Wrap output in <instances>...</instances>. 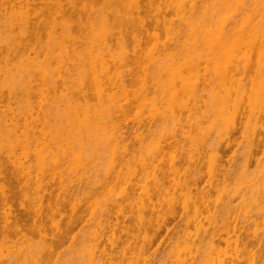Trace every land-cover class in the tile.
<instances>
[{
	"label": "bare ground",
	"instance_id": "1",
	"mask_svg": "<svg viewBox=\"0 0 264 264\" xmlns=\"http://www.w3.org/2000/svg\"><path fill=\"white\" fill-rule=\"evenodd\" d=\"M80 1L81 0H69L70 6L68 9H63L59 0H50L51 5L56 7V9L62 13L61 15H63V10L68 11V15L69 13L71 15V12L84 10L86 7L84 3L77 7V3ZM95 1L97 0H89V2L92 3L89 5V13L90 15L92 14V16H94L93 14H97V16L100 15V17L98 16L100 19L101 16L102 18L105 17L103 21L110 17H113L112 20H115L114 17L117 16L120 24L118 20V23H116L119 25L122 23L124 24V21L127 20L125 17L126 15H124L126 9L120 14L118 9L121 6L122 9L123 6L127 8L129 10H127V12L131 14H133V12L139 14V17H133L131 14L128 15L131 17L126 21L132 26H135L136 29L138 28L139 31L136 30V32L138 31L142 35L140 39L136 38L135 35H138V33L135 32V28H132L136 33L134 37H132L134 39L130 37L135 43H133L134 45L132 44L133 47L127 50L128 43L126 39L129 36L125 38V35H123L124 37L118 35V37H120L118 39V37H116L117 34H114V37L117 38L115 40L113 33H116L117 30L111 33L114 28L110 27H114L116 23L113 22L115 24L108 25L110 23L108 20L106 27L108 25L110 31L103 29V27V30H99L100 32L106 31V33H104L107 34L108 37H102L103 40L100 43L101 40L99 41L95 36L98 31L95 32V35L93 34L94 37L91 36L92 39L96 38L94 40H97L100 46L103 45V48V41L105 40L104 49L100 46H98L99 48L95 47L97 46V41L95 42L90 39L91 41L89 40L88 42V36L82 38V35L80 36L81 38H77L79 37L78 32L81 29L79 27L81 23H77L79 25L75 23L77 26L76 29L78 30L80 28L78 32L74 31L75 34H69L71 35V43L67 40L68 44H65L66 40L64 39H66L68 33L65 32V37L63 35L65 34L63 30L61 31L63 36L49 34L45 39L41 33L39 38L36 36V31L41 29L42 26L47 28L45 11L49 9L48 6L50 3L48 0H42L40 6H38L36 0H0V255H2L3 252H6L9 256H16V254H19L23 257V260H18L23 262H20L21 264H45L49 259L58 255L57 250L61 246L75 240L78 232L77 234L72 233L75 228H78V224L80 225V223L85 222L84 225L86 227L89 223L91 224L94 222L95 214L102 206L105 207L102 211L100 210V214L103 216V233L110 232L114 234L120 232V234L128 237L129 227L125 225V221L127 219L129 220V214L131 215V212L134 210L132 207L133 195L140 190H144L146 186L143 184L147 183L151 184L152 193L151 195L149 194L150 196L147 195V203L143 204L138 209L142 211L144 217L142 218V220L144 219L143 222L140 223L153 231V234H151L152 236L147 235L146 238H144V245H142L139 252V258H142L148 264H162L156 260H154L156 262L152 260V256L155 255L154 252L164 245H162V243H165V245L167 244L166 239L168 237L171 242L172 238L177 236V228L182 222V219L183 221L185 220L183 217L187 218L189 212L192 213L193 220L200 221L202 218L215 220L220 216L218 217L219 219L227 212L220 215L217 211L220 209H227L229 206L228 204L236 199L237 202L240 200L248 205L250 212L247 217L251 223L258 219V217H263L264 164H260L258 168L256 166L257 170H255V168L253 171L251 169L244 173V177L248 182L247 188L244 185L246 182L244 180L246 179L242 181L239 172H235L239 173V177L238 174L233 173V168L231 167V169L229 167V165L233 163L228 165L230 162L226 163L227 167L222 163L218 167H215V173L214 170L213 172H207L208 179L204 178L202 174H198L199 176L197 178L191 179L193 174L188 171L190 175H192L189 180L191 179L192 181L188 180V182L191 183L187 186L186 184L188 183H183L181 177L184 176V169L189 166L188 157L191 158L192 156H184L188 161H184L186 158L183 159L181 155L180 158L177 157L179 159L175 160L176 158H174L173 161L170 159L169 161L171 162H168V159L164 158V155L167 153L164 155H155L156 157H152L149 154V158L143 157L145 156L143 152H140V150H137V152L134 149L132 150L133 153L132 151H130L131 153L124 152V154L116 153L117 150H114L113 153V149L115 148L110 150V152L107 144L104 146V143H100L105 148L104 149L103 147H99L101 145L98 146V143L96 142V144L94 141L101 140V138L102 140L112 139V137L122 139L126 131L121 127V123L127 122L131 117L135 120L134 114L136 111L138 112L136 113L137 118L140 117L142 113H140V110L138 111V108L141 109L140 107L142 106L140 103L142 102V104L146 105L145 107L149 105L150 108H147L152 111L151 115L149 114L151 118L148 116V120L146 119L148 122L145 124L148 127L149 124H151L150 121L152 122L154 120L155 122H152L155 124L152 129L148 127V130H155L156 128L154 127L157 125V127L159 126L157 129L161 131L163 124H171V121H173L170 120L173 119L172 112L174 109H179L180 106H182L180 112L186 113L185 115H182V113L180 114L182 118L181 121H179L181 125L178 129L181 130L179 131L177 129L176 131L175 128L174 130L178 132V134L173 132L169 134L170 136H167L169 139L168 141L170 142L171 140V143L172 141H176L177 135L179 136L180 133H183L185 131L184 129L188 130L190 128L192 129L193 126H197V122L194 123V119L192 120L196 111L197 113L199 112L201 116L200 121H198V119L196 120L198 123H201V128L200 125L199 127L197 126V128L201 130L206 129V132L208 129H212V126H215V124H218V126L221 124L223 127L225 124L223 125L220 120L224 121L228 113V118L232 115V119H230L233 122L229 119L226 122L229 121L228 124L233 123V126L231 125V133H225V136L222 138L227 141L224 148L228 149L230 147L234 141L233 136L239 128L242 127L245 129L247 127L246 129L249 130V126H251L253 132L251 130L250 132L253 133L252 135L255 139L254 147L256 149L259 142H261V136L264 134V0H165L164 2L159 0L161 3L157 1L158 5L155 2L156 0H136V2H139L136 4H128L129 0H99L102 2L101 4L104 8H101V10H99V8L96 10L94 9L95 6L93 5ZM170 10L173 13L172 17L174 16L172 20H169L171 19L170 17L168 19H166V16H164L165 18L163 17V15L168 11L170 12ZM145 12H153L155 14L153 23L150 24L156 29L161 27L162 30H164L163 32H166L164 33V40L161 39L163 33H149L150 26H148V21L141 16ZM161 17L163 18L161 19ZM90 18L91 17L87 20L89 21ZM96 19L97 17L94 19V22ZM100 19H97L96 23H100ZM87 20L85 27L89 30L85 28V30L88 31H86V33L92 34L89 31L93 24L91 26L90 21L88 24ZM98 20H100V22ZM50 21L53 24V26L50 27L53 29H56L57 26H63L60 20L59 22L57 19L55 22H52V20ZM128 25L126 26L127 29H124L125 33L127 30L129 31V29H131ZM70 26H68V28ZM71 27V29L74 30L75 26L72 25ZM64 28L65 27H63V29ZM95 28L97 27L95 26ZM96 30L97 29H95V31ZM119 30H121V28ZM52 31L53 30L50 32ZM80 39H85L83 40L84 42H82V44L85 45L83 50H80L81 47H83V45L80 44L81 42H79ZM114 40L116 43L118 42V47L120 46V49L117 51V46L114 44L116 46L115 52V47L112 45L115 43ZM90 42L93 45L87 46L90 45ZM149 43H151V45H148ZM69 44L71 45L70 47L68 46ZM86 46L90 47V50L87 49ZM92 46L96 49L92 48ZM142 49L145 50V54L143 51L142 53L140 52L141 54L139 53ZM94 50L97 52L102 51L96 55L97 53ZM119 50L121 51L119 52ZM117 56L122 57V62L117 60L118 63L116 61V59H120ZM100 59L102 60L101 67H103V69L97 66L100 65L98 64ZM110 62L111 64L109 65ZM113 63L115 64L114 66L117 65V67H111ZM131 63L136 65L138 63V65L137 67H133ZM67 65L71 68L69 69ZM93 65L97 66V68L100 67L98 70L101 71H96V67L91 68ZM111 68H113V70L115 68L119 70L115 71V69L112 71ZM150 68L156 70H152L154 74L150 73L151 71L149 72ZM68 69L70 71L72 70V74L66 72ZM157 72H159L158 75L156 74ZM64 73L65 75L67 74L66 76L71 75L73 82H70L71 79L68 77L64 78ZM99 73L101 75L98 76L97 74ZM71 76L69 77L71 78ZM159 76V79H163V82L159 79L158 81L155 80L156 77L158 78ZM74 77L75 79H73ZM195 77L196 79L198 78V81ZM192 78L195 81H192ZM75 80H77L76 84ZM127 80L130 82L132 81L131 83L133 86L136 84V81L137 83L139 82L140 86V82H142V86L150 83V85L147 84L150 88L141 86L146 90L143 94L144 96H146L147 92L151 91V89L155 91V88L158 93L154 92L155 95L153 96L151 92V95L148 93L147 96L144 97L142 93L145 90L139 88L140 86L136 89L135 87L137 86H134L132 90H129L128 86L131 83ZM63 81L64 83L67 82V84H70V87L73 89L72 91L74 93L77 92L78 97H75V94L73 95V92L70 90L71 88L68 87L69 84L66 85L65 83L64 85ZM126 82H129L128 85ZM156 84H161V88H159L160 85L156 86ZM87 85L92 87L89 88L91 91H93L94 87L96 88L94 91L96 90L97 94L93 93L94 91L91 93L97 95V99L93 98V101L95 99L97 103L95 101L92 103V98L88 93L90 90L87 91ZM64 87L66 91L62 89ZM134 89L136 91L137 89L142 91V93L140 91L141 96L138 94V91L137 94L135 93V96L139 95L143 97L144 100L146 98L145 101H147V99L153 100H148L149 102L147 101V104L143 102V98L141 101L138 100L137 103L135 101V104L132 106L137 109L131 112V110L134 109L129 110V108L132 107L130 105L133 104L131 101L134 100V95L131 97V100L128 98V92L129 94H133L135 92ZM62 90L64 93L66 92V94H69L68 96H72V98L70 96V106L65 105L66 102H69V97L66 98L65 94L62 95ZM115 90H119L121 93L124 92L122 95L126 94L124 95L125 97L122 96L120 92V95L117 94V92L115 93ZM67 91H70L71 94L67 93ZM115 94H117V97L121 96V98L124 99H115ZM61 97L65 99H62L65 102L61 100ZM51 99L52 102L50 101ZM210 99L212 101H210ZM60 100L61 107L65 105L68 109L63 107L64 109L61 110L59 107ZM62 102L65 104H62ZM138 103L140 107L136 105ZM101 106L102 108H100ZM229 108L232 109V114L229 112ZM149 109H147L146 115L144 116L143 114V118L141 117V119L147 118L148 112L150 113ZM112 110L119 112L120 118H117L119 120L114 118L117 116L119 117V114H115ZM127 110H129L130 113ZM51 113L54 116L53 119L51 118ZM139 113L140 115H138ZM32 114H34V116L36 114V116L33 117ZM170 114L172 118H170L171 116L168 117L169 119L165 118ZM47 115L51 117H47ZM48 118L54 120L55 124H53L54 122L51 120L50 124V121H47ZM137 118L136 121L138 125L142 124L143 121L145 122V120H141V122L137 120ZM20 119H24L22 122L26 124L28 122L30 125L31 123L35 125V122L44 119L43 122L46 121L48 125L46 122L44 123L47 126L39 122L36 125L39 126L42 124L44 128H39V130H37L38 128L31 127L33 125L27 127V124L25 131L17 133L16 129L17 126H19ZM155 119H157V122ZM113 120L121 121V123L118 124L117 122L116 124H112V122L115 123ZM217 121L220 122L218 123ZM106 123L110 125L107 126ZM159 123H162L161 127ZM42 125H40L41 128L43 127ZM221 125L217 129H221ZM165 126L163 125L165 131L162 130L165 136L162 137L160 134L161 132H158L161 135L160 137L164 140L167 139L166 129L168 125L166 128ZM46 127L47 131H45ZM107 127L111 129L112 132H108L109 130L106 129ZM50 128L53 129L50 130ZM168 128H170V125ZM101 129H103V132L99 131ZM48 130L51 132H48ZM84 130L85 132H82ZM167 132H170L169 129ZM204 132H202L203 135ZM209 132L210 130L206 134ZM152 133L149 134L152 135ZM185 134H188V132L185 131L184 135ZM85 140H93V143H85ZM20 143L21 146H19ZM95 145H97V147H95ZM212 148L210 147V149ZM210 149L209 151H214V149ZM216 149L217 148H215V151ZM17 150L21 152L17 153ZM213 156L216 157V155ZM221 157L222 156L219 155L220 160ZM171 158L173 159V157ZM201 159L204 160L205 158L200 157L197 163L195 159V168L198 167L202 169L201 166H203V161ZM5 160L9 165L4 163ZM216 160H218V157ZM183 162H188L184 163V165L186 164L188 166L185 167ZM193 162L192 160L191 163ZM8 166L12 167L13 171L18 172L21 178H14L11 172L8 171ZM38 168L39 170L43 168L42 171L45 170L46 173H43L44 177H41L42 175L40 174L42 179L38 180L37 178L39 184L33 181L29 183L32 179L36 178V173L38 171L36 169ZM188 169L189 168L186 170ZM183 170L184 172H182ZM188 172L187 176L189 177ZM32 173L35 174L31 175ZM195 175L197 174H194V177H196ZM30 176H34L35 178ZM242 176L241 173V177ZM26 177L27 179H25ZM184 178L185 177L182 179ZM203 178L207 179L206 182ZM238 178H240L242 182L240 180L237 181ZM233 180H235V184L237 182H240L239 185L243 184V189H241L242 186H239L241 187L240 189L239 187L238 189L235 188L236 185L233 186L234 188H231ZM203 181L205 182L204 184ZM30 184H34V186H36L35 184L38 185V187L36 186L37 189L35 188V191L37 190V195H39V204H36V207L34 201L32 203V200L28 197V193L31 191V187H33ZM117 184H122V187L123 185L126 187L123 204L118 203V201L114 199L115 195L113 198H110L113 194H108L110 190H112V186H117ZM83 188L84 191L88 189V194L90 195V193H92L91 195L96 198L100 196L106 198L107 195H110L106 198L107 200H105L108 201L110 198V201L103 203L104 200L102 199L103 201L100 200L102 203L99 202L101 205H98L97 200L96 205L94 201H87V204L88 202L89 204L87 205L84 203V205L80 203L81 201L83 202V200H79L82 199L81 196L78 197V194ZM109 188L110 190H108ZM179 190L183 191L184 195L186 193L185 196H180L181 198L186 197L187 201L186 202L184 199L183 202L182 199H179L181 203L178 201V205L182 209L181 216L178 215L179 213H177L175 209L177 207V203H175L176 207L174 205V207L169 205L173 210L169 208L171 211H168V216L163 217V212L161 213V208L162 211L165 208L162 207L164 206L162 205L163 202L165 203L167 200L174 199ZM104 192H106L105 195L103 194ZM144 192L146 191L144 190ZM137 194L139 195V193ZM18 195H23L24 197L27 195L28 200H26L25 203L28 201V203H32L34 206L32 207L29 205L32 207L29 208V206L27 207L26 205V209L24 207L25 205L22 203L20 206L18 205L19 208L15 204H12L16 196L17 199L20 198ZM75 196L79 198H76V200H78L76 202H79L77 206L76 203H74ZM135 196L137 197V195ZM70 198H73V202H71L75 210L72 216L66 213V208H68L69 204L71 206ZM23 199L25 200V198H22V200L20 198L22 202H24ZM37 202L35 201V203ZM134 202L136 204L135 200ZM140 202L141 201H139V204H142ZM13 205H15L14 208ZM16 207L18 209L21 208L22 212H18L21 210L16 211ZM87 207L91 208V210L88 212V217L85 218L88 211ZM134 207L137 209V206L134 205ZM235 216L237 218V213L234 217ZM153 217L154 219L156 217L154 222L151 221ZM49 222H53L58 228L56 234L48 235L46 233L45 227ZM83 223L81 225L82 228H84ZM195 223L196 222L192 224ZM82 228H80V230ZM216 229L218 228L215 227L213 230L210 229V232L206 231L208 233L205 232L206 235L203 237L204 240H202V242L206 241L203 246L207 244V250L210 251L208 256L211 254L212 256L213 254L220 255L222 251H224L222 243L229 244L226 238L221 237L222 234H220V230L218 229V233ZM33 230H36L40 236V244L26 245L25 243L23 247H16V243H19L21 239H23V241L27 240V235ZM162 230H165V234H162L163 236L160 235ZM223 232L229 234L227 230ZM170 234L172 237L169 236ZM261 236L258 238V236L256 237L254 235L252 239H249L250 250L247 264H264V234ZM156 238H160L159 241H156ZM241 239V236L237 235L234 241L237 242V240ZM196 240L198 242V238L194 239L196 248L195 254L190 252L188 255L184 256L182 264H196V262L201 263L203 261L202 255L200 257V253L202 252L200 250L203 249V246L201 247L202 244L197 243ZM107 241L109 242V239H105L104 234L103 236L101 235L98 242L96 241L97 245L94 247V255L97 263L95 264H118V258L126 256V249L129 248L130 250V245L121 248L118 244L113 242H109L110 247L108 246V249ZM153 242H156V244L158 242V244L155 250L151 251L149 248L152 247V245L154 246ZM35 247H39L41 251L42 257L38 261L31 259ZM204 249V252L209 253ZM146 250H150L153 254ZM208 256L206 254L205 260ZM103 259L108 260L109 263ZM230 259L229 264H240L241 260L239 259L238 252L235 254L234 258L230 257ZM10 261L12 262L11 264L15 262L14 260ZM71 263L72 262H68V260L65 262V264ZM218 263L220 264V261ZM203 264H205V261Z\"/></svg>",
	"mask_w": 264,
	"mask_h": 264
},
{
	"label": "rangeland",
	"instance_id": "2",
	"mask_svg": "<svg viewBox=\"0 0 264 264\" xmlns=\"http://www.w3.org/2000/svg\"><path fill=\"white\" fill-rule=\"evenodd\" d=\"M37 1V3H38V6H40L41 5V3H42V0H36ZM52 1H54V0H52ZM60 1V4L62 5V7H63V9L65 8V9H68V7L70 6V4H69V0H59ZM157 1L159 2V0H156L155 2L157 3ZM163 2L165 1V0H162ZM48 2L50 3V5L48 6L49 7V9L48 10H46L45 11V16H46V18H47V20H46V25H47V28H45L44 26H42V28L41 29H38L37 31H36V36L37 37H39L40 36V34L42 33L43 35V38H45L46 39V36L47 35H49V34H57V35H62V30L64 31V33L66 32V33H68L67 34V37H66V33L65 34H63L65 37H66V39H64V40H66V42H67V40H69L68 42H70L71 43V35H69L70 33L73 35V34H75V32L77 31H79V29H80V31H82V32H78L79 33V37H77V38H81L80 36H82L83 35V37L82 38H86V36H88L89 38H88V42H89V40L91 39V40H93V41H97V40H94V39H96V38H91V36L92 37H94V35L96 34L95 32H97V34L95 35L96 37H97V39H99V41H100V43L102 42V37H104V38H106V37H108V35L107 34H105L106 33V31H99V30H101L102 29V27H103V29H107V30H109L110 31V28H114V30H112L111 31V33H113V31H116V33L114 32L113 33V37H114V34H117V36L116 37H118V35H120V36H123V35H125V38H127L128 36V38L126 39V41H127V50H129L131 47H133L132 46V44L134 43V41L132 40V39H134V38H132V37H134V35L136 34V33H138V35L136 34L135 35V37L136 38H141V33L140 32H138L139 31V29L137 28H135V26H132L131 24H129V23H127L126 21L127 20H129L130 19V17L131 16H133V17H139V14H137L136 12H133V14H131L130 12H127V8H124V6H123V9L120 7H118L117 9L119 10H117L120 14H122V11L124 12L125 11V9H126V11L125 12H127V13H125L124 12V15H126L125 17H126V21H124V26L121 24V25H119L120 24V21L118 20L119 18H117V16H115L114 17V19L115 20H112L113 19V17L111 18H106V20L105 21H103L104 20V18L105 17H103L102 18V16H101V19L100 18H98V16L100 17V15H98L97 16V14H93L94 16H92V14L90 15V13H89V5L90 4H92L91 2H89V0H81L80 2H78L77 3V7H79L81 4H85L86 5V7H85V9L84 10H79V12H71V15H70V13H69V15H68V11H65V10H63V15H61L62 13H60V11L58 10V9H56V7H54V6H52L51 5V2H50V0H48ZM154 2V3H155ZM162 2V3H163ZM102 2L101 1H99V0H97V1H95L94 2V5L93 6H95L94 7V9L96 10V9H98L99 8V10H101V8H103L102 6V4H101ZM136 3H139L138 1L136 2V0H129V2H128V4H136ZM159 3H161V2H159ZM156 5V4H155ZM157 5H158V3H157ZM104 9V8H103ZM64 11H65V13H64ZM129 11V10H128ZM167 13V14H166ZM164 15H163V17L164 16H166V19H168L169 17L171 18V19H169V20H172L173 18H174V16L172 17V15H173V13L171 12V10H170V12L168 11V12H166ZM172 13V14H171ZM131 14V16H128V15H130ZM169 14V15H168ZM95 15H96V17H97V19H100L101 20V22H100V20H98L100 23H96V20H95V22H94V19L96 18L95 17ZM123 15V16H124ZM62 16V17H61ZM142 17H144L147 21H148V26H150L149 27V33L151 34V33H153V32H158V33H163L162 35H161V39L162 40H164L165 39V36H164V33H166V32H163L164 30H162V28L161 27H158V29H156L154 26H152L151 24L153 23V20H154V18H155V14L153 13V12H145V13H143L142 15H141ZM168 16V17H167ZM89 17H91L92 18V20H91V18H90V24H91V26H92V24H93V26L90 28L91 30L89 31V32H91L92 34H87L86 33V31L87 30H89L87 27H85V23H86V20L87 19H89ZM163 17H161V19L163 18ZM62 18V19H61ZM129 18V19H128ZM165 18V17H164ZM54 19V20H53ZM56 19H57V21L59 22V20H60V22L62 21V24H63V26L62 27H60V26H57L56 27V29L54 28H51L50 26H53V24L51 23V21L50 20H52V22L54 21H56ZM67 21H66V20ZM125 19V18H124ZM124 19H122V20H124ZM110 22L109 24H108V21ZM117 20H118V22H119V24H117L118 22H117ZM50 21V22H49ZM71 21V22H70ZM89 21L87 20V22H88V24H89ZM106 21H107V23H106ZM111 21H112V23H111ZM152 21V22H151ZM48 22H49V24H48ZM65 22V23H64ZM73 22H74V24H73ZM103 22V23H102ZM113 22H117L116 24L115 23H113ZM77 23H81V26H79L78 28V30L76 29L77 28V26H76V24ZM151 23V24H150ZM61 24V25H62ZM66 24V25H65ZM79 24H77V25H79ZM87 24V25H88ZM106 24H108V25H112V24H115V26L114 27H110V28H108L109 26L107 25V27H106ZM129 24V25H128ZM150 24V25H149ZM48 25H49V28H48ZM65 25V26H64ZM72 25H74L75 26V28H74V30H72L71 28V26ZM102 25V26H101ZM119 25V26H118ZM130 26V28L131 29H129V33L126 31V33H125V30L127 29L126 28V26ZM68 26H70L69 28H68ZM95 26L97 27V28H95ZM99 26V27H98ZM123 26V27H122ZM63 27H65L64 29H63ZM121 28V30H119L120 28ZM85 28H87V30H85ZM94 28V29H93ZM116 28V29H115ZM118 28V29H117ZM126 28V29H125ZM132 28H135L134 30H135V32H136V30H138L136 33L132 30ZM95 29H97L96 31H95ZM102 29V30H103ZM125 29V30H124ZM47 30V31H46ZM51 30H53L52 32H50ZM122 31V32H119V31ZM68 31V32H67ZM75 31V32H74ZM84 31V32H83ZM108 31V32H109ZM88 32V31H87ZM102 32H103V34H102ZM105 32V33H104ZM131 32H133V33H131ZM78 33H76V34H78ZM80 33H82V34H80ZM86 33V34H85ZM101 33V34H100ZM94 34V35H93ZM126 34H129V35H126ZM62 35V36H63ZM101 35H103V36H101ZM76 36H78V35H76ZM127 36V37H126ZM140 36V37H139ZM64 37V38H65ZM100 37V38H99ZM116 37H114L115 38V40L117 39ZM124 37V36H123ZM132 39H131V38ZM40 38V37H39ZM38 38V39H39ZM120 37H118V39H119ZM124 38V39H125ZM144 38V37H143ZM37 39V40H38ZM82 40V41H81ZM83 40H85V39H80L79 40V42H81L80 44H82V42H84ZM90 40V41H91ZM114 40V41H115ZM87 41V40H86ZM86 41H85V43H86ZM113 41V42H114ZM125 41V40H124ZM125 41V42H126ZM65 42V41H64ZM65 42V44H68V42L66 43ZM94 42V43H95ZM98 42V41H97ZM104 42V48H105V40L103 41ZM112 42V43H113ZM84 43V44H85ZM99 43V42H98ZM96 44L97 46H95V47H98V46H100V43L99 44ZM111 43V44H112ZM89 44V43H88ZM91 42H90V45H87V46H91ZM116 45L117 46V51H118V49H120V46L118 47V42L116 43V41H115V43H113L112 45ZM135 44V43H134ZM133 44V45H134ZM83 45V44H82ZM93 45V44H92ZM95 45V44H94ZM114 45V52L116 51L115 49H116V46ZM148 45H151V43H149ZM67 46V45H66ZM69 47L71 46L70 44L68 45ZM84 46L85 45H83V47H81V49L80 50H83V48H84ZM86 46V48L87 49H89L90 50V47H87ZM125 46H126V43H125ZM69 47H68V49H69ZM95 47H93L92 46V48H95ZM100 47H102V49H104L103 48V45L102 46H100ZM135 47V46H134ZM152 47V46H151ZM85 48V49H86ZM92 48H91V50H92ZM99 48V47H98ZM112 48H113V46H112ZM96 49V48H95ZM101 49V48H100ZM134 49V48H133ZM132 50V49H131ZM130 50V51H131ZM95 51V50H94ZM102 51V50H101ZM101 51H99V52H101ZM105 51V50H104ZM104 51H103V53H104ZM121 50H119V52H120ZM142 51H143V53L145 52V50L144 49H142L141 51H139V53L141 52L142 53ZM97 54L96 55H98V53L99 52H97V51H95ZM94 53V52H93ZM140 53V54H141ZM95 54V53H94ZM119 54V53H118ZM145 54V53H144ZM143 54V55H144ZM101 55V54H100ZM118 58H120V59H116V61L118 60L119 62H122V57L121 56H117ZM141 57H142V55H141ZM144 57V56H143ZM97 59H99V58H97ZM117 61V62H118ZM99 62V63H98ZM98 62H96V63H98V64H100V65H97V66H100L101 67V63H102V60L100 59ZM118 62V63H119ZM111 64V62L109 63V65ZM117 64V63H116ZM122 64V63H121ZM132 65H133V67H137V65H138V63H137V65L136 64H134V63H131ZM70 65V64H69ZM69 65H67V67L69 66ZM95 65V64H94ZM93 65V67H91V68H94V67H96L97 68V66H94ZM103 65V64H102ZM115 64L113 63L112 65H111V67L113 66V68L114 67H117V65L116 66H114ZM131 65V66H132ZM134 65H136V66H134ZM89 66V65H88ZM86 67H87V65H86ZM90 67V66H89ZM100 67L99 68H97V70H96V68H95V70L96 71H99L98 69H100ZM69 68V67H68ZM71 68V67H70ZM69 68V69H70ZM102 69H103V67H101ZM113 68H111L112 69V71H114L115 69V71H117V70H119V69H117V68H115L114 70H113ZM118 68H119V65H118ZM67 70L66 72H70L69 74H72L71 73V71L70 70ZM151 69V70H150ZM149 69V72L150 73H152V68H150ZM154 69H156V68H154ZM148 70V69H147ZM101 71V70H100ZM99 71V72H100ZM153 71H156V70H153ZM98 73V72H97ZM102 73V72H101ZM152 74H154V73H152ZM157 75L159 74V72H157L156 73ZM64 75V78H69V79H71V81L70 82H73L72 81V76L71 75H69V76H71V78L69 77V76H66L65 75V73L63 74ZM98 76L99 75H101L100 73L99 74H97ZM73 76H75V75H73ZM78 77V76H77ZM160 78V76L157 78L156 77V79L155 80H157L158 81V79ZM194 78V77H193ZM192 78V81H195L194 79ZM73 79H75V77L73 78ZM195 79H196V77H195ZM198 79V78H197ZM196 79V80H197ZM160 80V79H159ZM67 81V80H66ZM68 81V82H69ZM76 81L77 80H75V84H76ZM127 81H129V80H127ZM148 82H150L149 80H147ZM157 81H156V83H157ZM161 82H163V79L162 80H160ZM198 81V80H197ZM130 82V81H129ZM128 82V83H129ZM132 82V81H131ZM130 82V83H131ZM155 82V81H154ZM160 82V83H161ZM66 83V85H68L67 84V82H65ZM65 83H64V81H63V84L65 85ZM127 83V82H126ZM128 83H127V85H128ZM141 83V86H142V82H140ZM159 83V82H158ZM134 84V83H133ZM147 84H149L150 85V83H147ZM143 85L142 87H145V86H147L148 88H150L149 87V85ZM163 84V83H162ZM71 85H72V83H71ZM132 85V83L128 86V89L129 90H132L133 88H134V86H137V87H135V89L136 88H138L140 85H139V82L137 83V81H136V84L133 86H131ZM159 86L160 85V87L159 88H161V84H156V86ZM139 87V88H141L142 90H145V88H142V87ZM68 87L69 88H71L70 87V84L68 85ZM87 91L88 90H90L89 88H92V87H90V86H88L87 85ZM66 88H67V86H66ZM62 89H65V87L64 88H62ZM68 89V88H67ZM94 89H96L95 87L93 88V91H94ZM134 89V90H135ZM71 90V92H73L72 90V88L70 89ZM133 90V91H134ZM150 90V89H149ZM155 91H153L152 89H151V91H148V89H147V94L148 93H150V95L153 93V96L155 95V93H158V91H156V88L154 89ZM157 90H158V87H157ZM63 91V90H62ZM65 91H66V89H65ZM75 91V90H74ZM93 91H89L88 93H89V96L92 98L91 100H92V103H94V101H95V99H94V101H93V98H96L97 99V95H94V94H92L91 92H93ZM139 93H138V92ZM137 91L135 90V92L133 93V94H129V92H128V98L129 99H131L132 100V96H133V99L134 100H132L131 101V103L133 102V104H131L130 106H132V105H134L135 103V101H136V103L138 102V100H140L141 101V99L143 98V97H140L141 96V93H142V91L141 90H138L137 89ZM140 91H141V93H140ZM210 91V90H209ZM115 93L117 92V94H119V90L118 91H114ZM131 92V91H130ZM144 92H146V90L145 91H143V93H142V96H144L143 94H144ZM152 92V93H151ZM155 92V93H154ZM67 93H70V91L68 92L67 91ZM91 93V94H90ZM93 93H96L97 94V92H96V90L93 92ZM122 93H124V92H122ZM122 93L120 92V94L122 95ZM135 93L137 94H139V95H136L135 96ZM209 93H211V92H209ZM62 95L63 94H65L66 95V98L67 97H69V102H66V104L65 103H63V102H65V101H63V100H65V99H63L62 97H61V100L63 101L62 102V104H65V105H67V106H70V103H71V98H72V96H71V98H70V96H68L69 94H66V92L64 93V91H63V93H61ZM71 94V93H70ZM75 94V95H74ZM117 94H115L116 96H115V99H117L118 98V100L120 99H124V98H121V96L119 97H117ZM119 94V95H120ZM146 94V93H145ZM147 94H146V96H147ZM62 95H60V96H62ZM64 95V96H65ZM73 95L76 97L77 96V92H73ZM124 95H126V94H123L122 96H124ZM130 95V96H129ZM157 95V94H156ZM212 95V94H211ZM210 95V96H211ZM59 96V97H60ZM146 96H144V97H146ZM51 97H54V96H51ZM78 97V96H77ZM125 97V96H124ZM65 98V97H64ZM148 98V97H147ZM152 98V97H151ZM60 99V98H59ZM212 99V98H211ZM210 99V101H212ZM61 100H60V108H61V110H63L64 108L63 107H66L65 105L64 106H62L61 107ZM145 100H146V98H145ZM144 100V98H143V102H145L146 104H147V101L149 100V99H147V101H145ZM151 101L153 100V99H150ZM149 100V101H150ZM51 102H52V99L50 100ZM148 101V102H149ZM213 101H214V98H213ZM96 102V101H95ZM97 103V102H96ZM151 103V102H150ZM99 104V103H98ZM140 104H141V106L142 107H140ZM138 103V104H136L138 107H140L141 109H139L138 108V111L140 110V113H142L141 114V116L140 117H138V118H140V119H138L137 118V114L136 113H138L137 111H136V113L134 114V117H135V120L131 117L127 122H122L121 123V121L119 122V121H114L115 123H113L112 122V124H116L117 122H118V124L119 123H121L120 125H121V127H123V129L126 131V134L124 135V137L121 139H117V138H113L112 137V139H104V140H102V138H101V140H96V141H94V143H96L98 146L99 145H101V146H99V147H103L102 146V144H100V143H104V146H106L105 144H107V146L109 147L108 149H109V151L110 150H112L113 148H115V149H113V153H114V150L116 151L117 150V152L116 153H122V154H124V152L125 153H129L130 151H132L133 149L134 150H140V152H143V155L145 154V156H143V157H146V158H149V154H150V156H154V157H156V156H158V155H160V154H166V155H164L165 157L164 158H166V159H168L167 161L168 162H171V161H173L174 160V158H176L175 160H177V159H179L180 157H181V155L183 156V159L184 158H186V157H188V156H192L191 158H189L188 157V159H189V163L188 162H183V165H184V163H188L189 164V166L188 165H184L185 167L186 166H188L187 168H189L188 170H186L187 168H185L184 170H185V172H184V170L182 171V172H184L183 174H184V176H182L181 177V181H183V183H188V184H186L187 186H189L190 185V183L191 182H188V180H189V178H191V176L192 175H190V173L191 174H193V176H192V178L191 179H195V178H197L199 175H203L204 176V178H207L208 179V176H207V172H213V170H214V173L216 172L215 170H216V168L215 167H218L221 163L225 166V167H227V164L226 163H228V162H230V163H228V165L229 164H232L233 166H235L236 167V169H235V167H233L232 165H229V167L232 169V171L234 170V174H238V177H239V173H240V178H242L241 180L243 181L244 179H246L245 177H244V173L247 171H250L251 169H252V171H253V169H255L256 168V166H257V168H258V166L260 165V164H264V162H263V160H264V134H263V136H261V142H259V145H258V147L255 149V147H254V142H255V139H254V136L252 135L253 133H251L250 132V130L253 132V130H252V128H251V126H249V130L248 129H244V128H239L238 129V131L234 134V136H233V138H234V141H233V143L230 145V147L228 148V149H225L224 148V146L226 145V142L227 141H225V140H223L222 138L225 136V133L227 134V132L228 133H231V130H232V124L231 123H229L228 124V122H226L228 119L229 120H231L232 119V115H230V117L228 118V113L226 114L227 115V118L224 120V121H222V120H220L221 121V123H223V127H222V125L221 124H219V126L221 125V129H217L219 126H218V124H215V126L213 125L212 127V129H208L207 130V132L210 130V134L208 133V134H206L207 132L205 131L206 129H204V130H201V129H199V128H197V126L199 127V125H200V128H201V123H198V121H200V119H201V116H200V113L198 112L197 113V111L194 113L195 114V116H193V117H195V118H193L192 117V120L194 119V123L195 122H197V126H193L192 127V129L190 130V129H184L186 132H188V134H185L184 135V132L183 133H180L179 134V136L177 135V138H176V141H172V143H171V140H170V142L168 141L169 139L167 138V136H170L169 134H172L173 132H175V133H177L178 134V132H176L177 131V129L179 128V126L181 125L180 123L181 122H179V121H181V118H182V115H185V113L186 112H180L181 110L180 109H182V106H180V108L179 109H174V111L172 112L173 114H172V116H173V119H170V120H173V121H171V124H167L168 126L170 125V128H168V126L166 125V124H163L164 126L166 125L167 126V129H166V140H164L162 137L163 136H165V135H163V133L164 132H162V130H164V127H163V125H162V127H161V124L162 123H159L160 124V127H161V131L160 130H158L157 128L159 127H157V125L154 127V128H156L155 130H148V127H151V129H152V127H153V125H155V124H153L152 122H154V120L151 122L150 120V123L151 124H149V126L147 127V125L145 124L146 122H148V121H146V119L148 120V116H149V114L151 115V110L149 109L150 107H149V105L147 106V107H149V108H147V107H145L146 105H144V104H142V102L141 103ZM214 104H215V102H214ZM101 105V104H100ZM99 105V106H100ZM212 105H213V103H212ZM94 106H95V104H94ZM129 106V107H130ZM215 106V105H214ZM96 107L98 108V105L96 104ZM128 107V108H129ZM151 107H152V105H151ZM67 108V107H66ZM100 108H102V106L100 107ZM153 108V107H152ZM68 109V108H67ZM66 109V110H67ZM130 109H134V110H131V112L132 111H135V109H137L136 107L134 108L133 106L132 107H130L129 108V110ZM147 109H149V111H150V113L148 112V115H147V118L145 117L144 119H141V117L143 116V114H144V116L146 115V113H147ZM230 109V108H229ZM129 110H127V111H129ZM231 111H232V109H230L229 110V112L231 113ZM112 112H114L115 114H119V112L118 111H114V110H112ZM116 112H118V113H116ZM128 113V112H127ZM129 113H130V111H129ZM140 113L138 114V115H140ZM182 113V115L180 116V114ZM113 114V113H112ZM132 114V113H131ZM176 114V115H175ZM193 114V113H192ZM232 114V113H231ZM51 115H52V113H51ZM127 115H130V114H127ZM126 115V116H127ZM133 115V114H132ZM32 116L33 117H35L36 116V114H35V116H34V114H32ZM50 115H47V117H49ZM116 116V115H115ZM171 116V114L170 115H167V117H165V118H168V117H170ZM172 116L170 117V118H172ZM177 116H178V119H177ZM51 117V116H50ZM53 115H52V119H53ZM113 117H114V114H113ZM150 118H151V116H149ZM226 117V116H225ZM224 117V118H225ZM51 118L49 119L48 118V122L51 120ZM114 118H120V114H119V117L117 116V117H114ZM125 118V117H124ZM128 118V117H127ZM136 118H137V120H145V122L143 121V123L142 124H139L138 125V123H137V121H136ZM143 118V117H142ZM149 118V119H150ZM176 118V119H175ZM223 118V119H224ZM231 118V119H230ZM22 119V118H21ZM20 119V120H21ZM169 119V118H168ZM167 119V120H168ZM198 119V121H196ZM19 120V122L21 123V125H20V123L18 124L19 126H17V129L19 130V132H18V130L16 129V131H17V133H22L23 131H25V129H26V126H27V124H28V126L27 127H29V123L27 122V124L25 123V122H22L23 120H21L20 121ZM43 120L44 119H40V123L42 122L43 124H45L44 122H46V121H44L43 122ZM46 120V119H45ZM117 120H119V119H117ZM121 120V119H120ZM152 120V119H151ZM156 120V122H157V119H155ZM159 120H160V118H159ZM170 120H169V122H170ZM52 122H54L53 124H55V121L54 120H51ZM51 121H50V124H51ZM123 121V120H122ZM136 121V122H135ZM141 121V122H142ZM162 121H163V118H162ZM202 121V120H201ZM219 121V122H220ZM232 121V120H231ZM230 121V122H231ZM39 122H35V125H33L34 123H31V125H33V126H31V127H35L37 130H39V128L40 129H43L44 128V126L42 125V124H40V125H42L43 127L41 128L40 127V125L38 126V125H36L37 123H39ZM160 122H161V120H160ZM165 122V121H164ZM168 122V123H169ZM218 122V121H217ZM218 122V123H219ZM225 122V123H224ZM233 122V121H232ZM24 123H25V126H24ZM155 123V122H154ZM178 123H179V125H178ZM46 124L48 125V123L46 122ZM45 124V126H47ZM148 124V123H147ZM158 124V123H157ZM106 125H107V123H106ZM110 124H108L107 126H109ZM120 125H117V126H120ZM146 125V126H145ZM152 125V126H151ZM194 125H196V124H194ZM232 125V126H231ZM37 126V127H36ZM105 126V125H104ZM166 126H165V128H166ZM236 126H237V124H236ZM239 126V125H238ZM25 127V128H24ZM147 127V128H146ZM171 128H172V130H171ZM176 128V129H175ZM231 128V129H230ZM49 129V128H48ZM53 128H50V130H52ZM106 129H108L109 131L108 132H112L111 131V129H109L108 127L106 128ZM160 129V128H159ZM169 129V131L170 132H167V130ZM176 131H175V130ZM215 129V130H214ZM45 130V129H44ZM83 130V129H82ZM86 130V129H85ZM85 130L84 131H82V132H85ZM179 130V129H178ZM181 130V129H180ZM179 130V131H180ZM246 130V131H245ZM45 131H47V127H46V130ZM99 131H102L103 132V129H101V130H99ZM165 131V130H164ZM205 131V132H204ZM48 132H51V131H49L48 130ZM158 133V132H161L160 134L162 135V137H160L161 135L158 133V134H153V133ZM202 132H204V135H203V133ZM149 133H152V135L151 134H149ZM167 133H168V135H167ZM202 133V134H201ZM165 134V133H164ZM190 134V135H189ZM206 134V135H205ZM159 135V136H158ZM165 138V137H164ZM100 139V138H99ZM85 143H93V140H85L84 141ZM168 144V145H167ZM97 145H95V147H97ZM166 145V146H165ZM19 146H21V143H20V145ZM110 147H111V149H110ZM210 147L212 148V149H210ZM104 148V147H103ZM215 148H217L216 149V151H215ZM98 149V148H97ZM102 149V148H101ZM105 149V148H104ZM209 149L210 150H213L214 149V151L213 152H211V151H209ZM252 149H253V151H252ZM107 150V149H106ZM105 150V151H106ZM108 151V152H109ZM165 153H164V152ZM21 151H19V150H17V153H20ZM111 152V151H110ZM135 152V151H134ZM138 152V151H137ZM137 152H135V153H137ZM215 152V153H214ZM131 153V152H130ZM132 153H133V151H132ZM212 155H211V154ZM141 154V153H140ZM151 154H154V155H151ZM147 155V156H146ZM156 155V156H155ZM203 155V156H202ZM206 155H207V157H206ZM208 155H209V157H208ZM211 155V156H210ZM213 155H216V157L215 156H213ZM219 155H221L222 157H221V160H220V158H219ZM167 156V157H166ZM184 156H186V157H184ZM225 156V157H224ZM151 157V158H152ZM171 157H173V159L171 158ZM177 157H179V158H177ZM195 157H197V158H195ZM200 157L201 158H205L204 160L203 159H201L203 162V166H201V168L202 169H199L198 167L197 168H195V166H196V163H197V161L200 159ZM217 157H218V160H216L217 159ZM199 158V159H198ZM213 158H214V162H213ZM166 159H165V161H166ZM171 159V161H169ZM194 161L193 163H191L192 162V160ZM195 159H196V163H195ZM208 159H209V162H208ZM226 159H227V162H226ZM187 160V158L186 159H184V161H186ZM205 160H207V161H205ZM229 160V161H228ZM260 160V161H259ZM166 161V162H167ZM188 161V160H187ZM206 162V164H205V162ZM257 161V162H256ZM263 163H262V162ZM167 162V163H168ZM212 162V163H211ZM258 162H259V164H258ZM4 163L6 164L7 163V161L5 160L4 161ZM190 163H191V166H190ZM8 164V163H7ZM195 164V165H194ZM204 164H205V167H204ZM218 164V165H217ZM9 165V164H8ZM194 165V166H193ZM207 165V166H206ZM209 165H210V167H209ZM217 165V166H216ZM212 166H213V168H212ZM205 169H204V168ZM190 168H192V169H190ZM208 170H207V169ZM211 168V169H210ZM257 168L255 169V170H257ZM7 169H8V171L9 172H11V174L13 175V177L14 178H16V179H18V178H21L20 177V175L18 174V172H15V171H13L12 170V167H7ZM195 169V170H194ZM204 169V170H203ZM229 169V168H228ZM247 169V170H246ZM36 170H38L37 171V173H36V171H35V173H36V178L34 177V176H30V177H33V178H35V179H29V180H31L29 183H31L32 181L33 182H37V178H38V180H40V179H42L41 177H44L43 175V173H46L45 172V170L44 171H42L43 170V168H40V170H39V168L38 169H36ZM190 170H194V171H190ZM189 173V177L187 176V172ZM196 171V172H195ZM197 171H198V173H197ZM200 171V172H199ZM235 172H239V173H235ZM34 173V174H35ZM186 173V174H185ZM241 173H242V177H241ZM33 173L31 174V175H34ZM42 176H41V175ZM194 174H197V175H195L196 177H194ZM199 174V175H198ZM41 176V177H40ZM40 177V178H39ZM183 177H185L184 179H182ZM233 177V176H232ZM29 178V177H28ZM203 178V179H204ZM219 178V177H218ZM240 178H238V180L237 181H239L240 180ZM25 179H27V177L25 178ZM190 179V180H191ZM207 179H204V181L206 182V180ZM235 179V178H234ZM35 180V181H34ZM189 180V181H190ZM240 180V181H241ZM184 181H186V182H184ZM192 181V180H191ZM203 181V184L205 183ZM235 180H233V182L231 183V188H234L233 186L234 185H236L235 186V188H237L238 189V187L239 186H242V188L241 187H239V189L241 188V189H243V187H244V185H245V187L248 185V182H247V179L246 180H244V181H246L245 182V184L243 185H239L240 184V182H237L236 184H235V182H234ZM241 181V182H242ZM37 184H39V182H37ZM37 184H35L37 187H38V185ZM233 184V185H232ZM30 185H32V184H30ZM118 185H120V186H118ZM122 184H117V186L116 185H114L115 186V188H114V186H112V190H110V188L108 189V190H110V192L109 191H106V192H109L108 194H110L111 195V193L113 194V196H110V198L112 197H114V195H115V197H117V198H115L114 197V199H116V201H118V203H120V204H123L122 202L125 200V192H126V187L123 185V187L121 186ZM143 185H145L146 187H144L145 189V191L146 192H144V190H140V191H142V192H140V191H138V192H136V193H134V195H133V202H134V200L136 201V204H135V202H134V204H133V202H132V207L134 208V210H133V212H131V215L129 214V220L127 219L126 221H125V225L126 226H128L129 227V236L127 237V236H124V235H122V234H120V232H116V233H114V234H112V233H110V232H106V233H103L104 231H103V227H104V224H103V226H102V222H103V216L100 214L101 213V211L105 208L104 206H100L101 208H99L100 210H98V205H101V204H99V202H100V200H102L103 201V203L104 202H108V201H110V198L108 199V201H105V200H107L106 198L107 197H109L107 194V196H106V198H104V197H102V196H100V197H94V196H92L91 194L92 193H90V195L88 194L89 193V191L87 192V190L88 189H86L85 191H84V188H83V190L82 191H80V193L78 194V197H80L81 196V198L82 199H79L78 197H74L75 198V201H74V203H76V206H77V203L79 204V202H76V201H78V200H76V198L77 199H79V200H83V202L81 201L80 203H82V204H87V201H94L95 203V205H96V200H97V202H98V207L96 206V208H97V212H96V214H95V220H94V222H92L91 224L89 223V225H86V227H85V222L83 223V227L84 228H82L81 227V225H82V223H80V225L78 224V228L76 229H74L73 230V233L72 234H77V232H78V234H77V236H76V238H75V240L73 241V242H67V243H65V245H63V246H61L58 250H57V252H58V255L57 256H55V257H52L51 259H49V261L47 262V263H45V264H65V262L68 260V262L69 261H71L72 263L71 264H95V263H97V260H96V258H95V255H94V247L97 245L96 243L98 242V240H100V237H101V235L103 236V234H104V236H105V239L107 238V239H109V242H113V243H115V244H118L121 248L122 247H127L128 245H130V250H129V248L128 249H126V256H124V257H119L118 258V264H148L147 262H145V260H143L142 258H139V252H140V250H141V247H142V245H144V243H143V240H144V238H146V236L148 235H150V236H152L151 234H153V231H151V230H149V227H146V226H143L140 222H143V220H142V218H144L143 217V215H142V211L140 210L139 211V209L138 208H140L143 204H145V203H147V195H151V193H152V186H151V184H149V183H147V184H143ZM185 185V186H186ZM33 187H31V191L28 193V197L32 200V203H33V201H34V205H35V207H36V204L38 205L39 204V195H37V190L35 191V188H36V186H34V184L32 185ZM247 188V187H246ZM37 189V188H36ZM246 190V189H245ZM245 190H243V191H245ZM125 191V192H124ZM40 192H41V190H40ZM39 192V193H40ZM106 192H104L103 194L105 195V193ZM38 193V194H39ZM124 193V194H123ZM137 193H139V195L137 194ZM244 193V192H243ZM242 193V194H243ZM87 194V195H86ZM143 194V195H142ZM145 194V195H144ZM103 195V196H104ZM135 195H137V197L135 196ZM149 195V196H150ZM180 195H184V192L183 191H181V190H179V192H178V194L176 195V197L174 198V199H170V200H167L165 203L163 202V204L162 205H164V206H162L164 209H163V211H162V208H161V213H162V216L164 217V216H168V214H169V212L171 211L170 209L172 208V207H174L175 206V203H177L176 204V211H177V213H179L178 215H180L181 216V212H182V209H181V207L178 205V203L180 202V200L179 199H182V202H183V199L186 201V197H184V198H181V196ZM185 195H186V193H185ZM184 195V196H185ZM234 195V194H233ZM21 196H23V195H21ZM20 195H18V197H20L21 198V200H22V198H25V200H24V202H22L21 200H20V198L19 199H17V196H16V198H15V201H16V203H15V201L13 202L12 201V204H15L16 206H20V204L22 203L23 205H25L24 207L27 209V207L29 206V205H31L32 207L34 206V205H32V203H28V201L25 203V201L26 200H28L27 199V195H25L26 197H21ZM37 196H38V198H37ZM91 196V197H90ZM123 196H124V198H123ZM142 196H144V197H142ZM102 197V198H101ZM134 197H135V199H134ZM180 197V198H179ZM101 198V199H100ZM72 199L73 198H70V202L72 201ZM99 199V200H98ZM137 199V200H136ZM176 199H177V201H176ZM30 200V201H31ZM37 200H38V202H37ZM141 201L140 203H142V204H139V201ZM18 201V202H17ZM35 201L37 202V203H35ZM138 201V202H137ZM179 201V202H178ZM73 202V201H72ZM72 202H71V206H70V204H69V206H68V208H66V213L68 214V215H73V213L75 212V210L73 209L74 208V206H72L73 204H72ZM92 202H90V203H92ZM170 204H169V203ZM173 202V203H172ZM187 202V201H186ZM230 202V201H229ZM28 203V204H27ZM100 203H102V202H100ZM181 203V202H180ZM84 204V205H85ZM88 204H89V202H88ZM87 204V205H88ZM15 205H13V208H14V206ZM26 205H27V207H26ZM75 205V204H74ZM92 205V204H91ZM104 205V204H103ZM134 205L135 206H137V209H135V207H134ZM169 205H171V206H169ZM174 205V206H173ZM229 206H228V208L227 209H220V210H218L217 212L221 215V214H223V213H225V212H227V213H225V215H223V216H221V218H219L218 219V217H220V216H218L215 220H210V219H206V218H202V219H200V221L199 220H193L192 219V217H193V215H192V213L191 212H189L188 213V215H187V218L186 217H183V218H185V220L183 221V219H182V222L179 224V226H178V228H177V231H178V233H177V236L176 237H173L172 238V240H171V242H170V238L168 239H166V245H165V243H162V245L163 246H161L159 249H157L156 250V252H154L155 253V255L154 256H152V260L154 261V260H156V261H158V262H160V263H162V264H182V259L184 258V256H186V255H188L190 252H193L192 254H195L194 252H195V250H196V248H195V242H194V239H196V238H198V242H197V240H196V242L197 243H200V244H202L201 245V247L203 246V244L204 243H206V241L204 242H202V240H204L203 239V237L206 235L205 234V232L206 231H211L210 229H212L213 230V228H215V227H217L219 230H220V234H222L221 235V237H223V238H226L227 239V242L229 243V244H223L222 243V248L224 249V251H222V253L220 254V255H214L213 254V256H212V254L210 255V256H208V254H210V251H208L207 249H208V247H206L207 246V244L206 245H204L205 246V249H206V251L207 252H209V253H206V252H204L203 251V249H204V246L202 247L203 249L202 250H200V251H202L201 253L200 252H198V253H200V257H201V255H202V259H203V261H202V259H201V263H199V262H196V264L198 263V264H203L204 263V261H205V264L207 263V264H219L218 262L220 261V264H222V263H227V264H229L230 263V260H232V259H230V257L231 258H234V256H235V254H237V252H238V254H239V259L241 260L240 261V264H247L248 263V261H249V250H250V248H249V239H252L253 238V236L255 235L256 237L258 236V238H259V236H261L262 234H264L263 232H264V216L263 217H258V219H256L255 221H252V223H251V221L249 220V218L247 217V215H248V213L250 212V209L248 208V205L245 203V202H242V201H240V200H238V202H237V200L236 199H234V201H231L230 202V204H228ZM19 206H18V208H19ZM31 206H29V208H32ZM75 206V207H76ZM167 206V207H166ZM178 207H179V209H178ZM225 207H227V206H225ZM235 207V208H234ZM17 207L15 208V210L16 211H18V210H21V211H18V212H22V209L20 208V209H18ZM28 208V209H29ZM88 208V207H87ZM166 208H167V210H166ZM170 208V209H169ZM174 209V210H175ZM91 210V208H88V211H87V213H86V216H85V218L86 217H88L87 215H88V212ZM136 210V211H135ZM172 210H173V208H172ZM95 211H96V209H95ZM164 211H165V214H164ZM169 211V212H168ZM228 213H229V215H228ZM236 215V213H237V218H236V216L234 217V215ZM164 214V215H163ZM190 214V215H189ZM183 215V214H182ZM231 215V216H230ZM142 216V217H141ZM184 216H186V215H184ZM189 216V217H188ZM102 217V218H101ZM191 217V218H190ZM190 218V219H189ZM236 219V220H235ZM141 220V221H140ZM156 220V217H155V219H154V217L152 218V222H154ZM189 220V221H188ZM190 220H191V222H190ZM193 221V222H192ZM173 222V221H172ZM194 222H196L195 224H192V223H194ZM255 222V223H254ZM173 223H175V222H173ZM172 223V224H173ZM140 224V225H139ZM171 226V225H170ZM146 227V228H145ZM212 227V228H211ZM80 228H82L81 230H80ZM57 227H56V225L53 223V222H49L47 225H46V227H45V230H46V233L48 234V235H53V234H56V231H57ZM218 229H216L217 230V232L219 231ZM78 230H80V231H78ZM102 230V231H101ZM227 230V232L229 233V234H227L226 232H223V231H226ZM236 231V232H235ZM223 232V233H222ZM102 233V234H101ZM206 233H208V232H206ZM219 233V232H218ZM226 233V234H225ZM162 234H165V230L163 231L162 230V232H161V234L160 235H162ZM228 235V236H227ZM237 235H239V236H241V240H237V242L236 241H234V240H236V237H237ZM100 236V237H99ZM163 236V235H162ZM169 236H171L172 237V235L170 234ZM195 236H196V238H195ZM236 236V237H235ZM261 237H263V236H261ZM159 239L160 238H156L155 240L156 241H159ZM230 239H231V242H230ZM22 240V241H21ZM20 240V242L19 243H16V247H23L24 245H25V243H26V245L27 244H35V245H39L40 244V236L38 235V233H37V231L36 230H33L29 235H27V240H24L23 241V239H21ZM154 240V241H155ZM201 240V241H200ZM97 241V242H96ZM200 241V242H199ZM24 242V243H23ZM109 242L107 241V248H108V246L110 247V245H109ZM168 242H170V243H168ZM154 243V246L152 245V247H150L149 249L151 250V251H153V250H155V247H156V245L158 244V242H157V244H156V242H153ZM109 249V248H108ZM204 249V250H205ZM129 250V251H128ZM148 251V250H146V251H148L149 253L151 252V251ZM204 252V253H203ZM152 254H153V252H151ZM206 254H207V259L205 260V257H206ZM15 255V254H14ZM42 256H41V251H40V248L39 247H35L34 249H33V252H32V256H31V259L32 260H34V261H38V260H40V258H41ZM23 257H21V255H19V254H16V256H9V255H7L6 254V252H3L2 253V255H0V264H6V262H7V264H8V262H9V264H11L12 262L10 261V260H14L15 262H14V264H16V263H18V264H21V263H23V262H21V261H18V260H21ZM17 259V260H16ZM230 259V260H229ZM23 260V259H22ZM96 260V261H95ZM104 260V259H103ZM181 260V261H180ZM208 260V261H207ZM227 260V261H226ZM228 260H229V262H228ZM18 261V262H17ZM104 261H107L108 263H109V261L108 260H104ZM103 261V262H104ZM120 261V262H119ZM156 261H154V262H156ZM21 262V263H20ZM178 262H180V263H178ZM222 262V263H221ZM107 264V263H106ZM109 264H111V263H109Z\"/></svg>",
	"mask_w": 264,
	"mask_h": 264
}]
</instances>
